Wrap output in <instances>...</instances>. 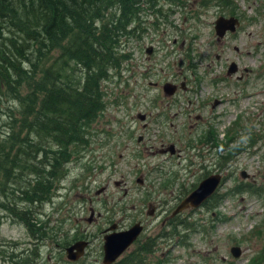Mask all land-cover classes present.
I'll use <instances>...</instances> for the list:
<instances>
[{"label":"rangeland","instance_id":"rangeland-1","mask_svg":"<svg viewBox=\"0 0 264 264\" xmlns=\"http://www.w3.org/2000/svg\"><path fill=\"white\" fill-rule=\"evenodd\" d=\"M229 1L226 9L215 1L203 7L202 0H178L177 7L157 0L152 9L168 16L166 23L142 5L141 35L128 42L129 59L122 72L103 82L105 108L91 125L89 145L66 166L54 198L41 208L43 219L54 229L51 237L57 238L34 241L22 224L5 219L0 222L3 243L25 255L36 246L38 264H101L105 230L113 224L116 230H126L140 221V241L155 240L148 264H250L260 255L264 0ZM221 16L237 18L239 26L219 39L214 23ZM147 47L152 48L150 55ZM230 63L236 64V74H226ZM166 82L177 87L184 82L187 90L167 96L162 90ZM230 127L234 141L227 152L234 154L223 167L220 152L226 146L209 149L197 139L213 129L224 143ZM170 145L176 154L161 153ZM213 175L221 176L213 194L222 197L220 204L187 208L172 216L179 203ZM241 183L257 188V194L233 191ZM173 218L192 229L180 225L173 232ZM65 234L68 240L75 234L82 238L77 242L89 244L75 263L66 259ZM232 247L240 248L238 258L231 255Z\"/></svg>","mask_w":264,"mask_h":264},{"label":"trees","instance_id":"trees-1","mask_svg":"<svg viewBox=\"0 0 264 264\" xmlns=\"http://www.w3.org/2000/svg\"><path fill=\"white\" fill-rule=\"evenodd\" d=\"M156 1L0 0V222L22 224L34 241L57 238L51 237L54 229L41 208L54 198L66 166L89 145L91 125L105 108L103 82L122 72L129 59L128 42L141 35L142 5L167 22L160 9L153 11ZM167 1L179 6L178 0ZM212 1L226 9L230 3L202 0L201 5ZM152 27L157 29V24ZM230 131L224 143L213 129L197 139L209 149L226 146L220 152L223 167L234 154L227 152L233 148ZM233 191L256 195L258 190L241 183ZM221 200L215 194L202 206L217 207ZM174 222L173 232L180 225L192 229L174 218L170 225ZM67 237L63 248L82 239ZM133 245L113 264H148L155 240L138 238ZM16 251L0 240L1 261L38 264L36 246L26 255ZM250 264H264V245Z\"/></svg>","mask_w":264,"mask_h":264},{"label":"water","instance_id":"water-1","mask_svg":"<svg viewBox=\"0 0 264 264\" xmlns=\"http://www.w3.org/2000/svg\"><path fill=\"white\" fill-rule=\"evenodd\" d=\"M239 26L238 19L234 17L225 18L223 16L217 18L214 23L215 35L221 39L227 32L234 33L236 28ZM152 48H147L146 53L151 54ZM237 66L231 63L227 74L231 75L236 73ZM181 88L184 89V83L181 84ZM163 92L167 96L174 95L176 91V86L171 83H166L163 86ZM139 120L143 121L145 119L144 115L137 116ZM141 138H139V141ZM162 153H169L170 155L175 154V147L170 145ZM243 178H246L245 174H242ZM221 182L220 175L209 176L208 178L202 180L197 188L192 191L184 200H182L177 208L174 210L172 216L181 212L187 208H198L207 199H209L217 190ZM117 225L113 224L105 230V235L103 236V256L102 264H113L138 238L143 230L140 223L132 225L126 230H116ZM88 246V242L85 240L75 242L70 246L65 248L66 259L70 262H77L85 252ZM230 253L234 258H238L241 255V250L239 247H232Z\"/></svg>","mask_w":264,"mask_h":264},{"label":"flooded vegetation","instance_id":"flooded-vegetation-1","mask_svg":"<svg viewBox=\"0 0 264 264\" xmlns=\"http://www.w3.org/2000/svg\"><path fill=\"white\" fill-rule=\"evenodd\" d=\"M242 77H243V74H241L239 77H237L238 79L239 78H241L242 79ZM176 86V85H175ZM180 87H181V84H180ZM176 89H177V86H176ZM183 90H187V87H185V85H184V89ZM176 92H177V90H176ZM176 92H175V94H176ZM174 94V95H175ZM199 119V118H198ZM138 182H140V184H143V182H142V180H140V179H138ZM155 207H153V209H154ZM153 214V210H149V212H148V215H152ZM138 222H140V221H138ZM141 223V222H140Z\"/></svg>","mask_w":264,"mask_h":264}]
</instances>
